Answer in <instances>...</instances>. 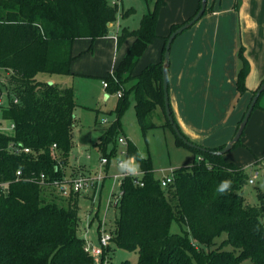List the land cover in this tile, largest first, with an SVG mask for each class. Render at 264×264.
Masks as SVG:
<instances>
[{
    "label": "trees",
    "instance_id": "trees-1",
    "mask_svg": "<svg viewBox=\"0 0 264 264\" xmlns=\"http://www.w3.org/2000/svg\"><path fill=\"white\" fill-rule=\"evenodd\" d=\"M165 4L166 0H156L138 29L124 28L115 35L118 49L130 38L134 42L117 69L101 77L108 82V96L122 92L115 107L118 120L101 136L103 152L121 126L130 92L135 94L136 118L144 133L156 127L149 119L157 108L166 117L163 60L134 75L146 49L158 37L159 14ZM239 5L236 0L237 12ZM213 11L207 7L204 15ZM118 13V5L110 0H0V68L5 71L8 96L1 116L15 126L13 135L0 134V180L12 181L8 194L0 195V264H94L78 235L80 194L71 191L65 197L54 184L73 177L72 170L66 176V169L78 126L75 91L40 81L37 75L71 74L74 41L110 35ZM133 13V9L123 11L122 17ZM183 23L173 24L170 34ZM238 58L236 87L241 97L248 90L251 69L241 45ZM126 84H131L130 90H124ZM166 121L162 126L174 132L167 117ZM10 143L29 148L30 153H10L6 149ZM200 147L205 151L189 148L195 154L193 163L173 170L174 181L164 188L154 177L150 157H141L128 144L127 160L136 159L145 185H135L127 177L121 182L119 204L109 202L119 216L101 261L114 248H121L136 252L138 264H264V199L261 196L260 205L252 206L241 194L250 179L248 171L213 153L225 145ZM104 157L110 158L106 153ZM19 169L23 179L16 181ZM224 182L228 187L221 191ZM174 222L181 227L180 233L171 232ZM223 235L227 237L222 239Z\"/></svg>",
    "mask_w": 264,
    "mask_h": 264
},
{
    "label": "rangeland",
    "instance_id": "rangeland-1",
    "mask_svg": "<svg viewBox=\"0 0 264 264\" xmlns=\"http://www.w3.org/2000/svg\"><path fill=\"white\" fill-rule=\"evenodd\" d=\"M116 1L119 13L116 23L111 27L112 34L121 32L124 28L138 29L144 14L147 13L148 9H153L156 2V0ZM191 1L166 0V4L159 14L157 34L167 35L173 24L180 23L189 12L187 6ZM242 3L243 0H240V8L237 12L235 10L236 0H234L232 11L239 13ZM224 5L229 6L228 0H223ZM130 9H133L134 13L123 18L122 12ZM113 38V35H108L95 41L87 38L76 39V47L74 48L76 58L72 64H82L85 57L91 55L94 63L88 68V71L72 70V73L68 75H50L47 73L37 75V79L40 81L67 85L73 87L75 91L76 102L79 105L75 110L78 126L74 131V146L69 166L66 169V176L69 177L72 170L73 176L90 175L92 179H96L99 175H102L105 179L103 182H98L95 191L88 190L79 193V216L81 221L78 235L82 239L91 238L96 240L99 238L100 232L110 233L116 228L119 213L109 206V202L113 194L121 192V181L115 177L123 174L125 170L120 168L118 163L120 161L128 162L130 172L139 169L136 159L127 160L126 150L130 142L137 148L141 157H150L154 177L159 182L173 170L182 166H190L195 158L193 150L178 143L176 135L169 126H162L167 122L163 114L157 112L151 120L149 119V122L156 124V127L147 130L146 133L142 131L136 118L135 94L133 92L129 93V105L120 118V128L115 131L113 139L107 144L105 152L100 150L101 136L113 122L118 120L115 107L119 97L118 94H111L105 98L107 91L103 87L101 77L107 76L117 69L120 60L131 46V41H126L117 50ZM262 42L264 45V41ZM79 43H87V45H85L86 47L79 46ZM157 43L156 40L148 46L134 74H139L149 64H154L157 60L160 54ZM258 64L260 65H258L257 72L250 75L246 86L260 82L264 59ZM4 76L5 71L0 68V134L11 136L13 135L11 122L4 121L1 116V107L8 104ZM263 82L264 79L257 87L253 88L252 93L247 96L246 104H249ZM130 88L131 84H126L124 90H130ZM120 138L126 140L128 144H120ZM105 153L110 156V163L107 167H102L101 159ZM224 158L226 161L248 171L249 177H252L254 183L248 182L242 189L241 194L249 204L259 206L261 196L264 199V95L260 99V104L252 112L240 144L224 155ZM95 214L98 215V218L94 219ZM171 232L180 233L181 227L174 222ZM226 237L227 235H223L222 239ZM108 256L109 259H105L104 264H122L126 260L130 261L131 264H138L139 262L136 252L121 248H114ZM94 264H103V261L96 260Z\"/></svg>",
    "mask_w": 264,
    "mask_h": 264
},
{
    "label": "crops",
    "instance_id": "crops-1",
    "mask_svg": "<svg viewBox=\"0 0 264 264\" xmlns=\"http://www.w3.org/2000/svg\"><path fill=\"white\" fill-rule=\"evenodd\" d=\"M233 3L234 0H228L229 6L226 7L223 0H208V7H213L214 11L176 37L170 51L169 100L174 118L190 141L205 148H218L232 139L251 102L246 104L247 96L264 79L263 68L260 82L247 86V92L239 96L236 83L241 67L238 58L240 45L251 67L246 83L250 75L257 72L258 63L264 59V0H243L239 13L232 11ZM199 5L200 0H192L187 6L189 12L180 23L194 16ZM170 31L167 35H158L154 40H157L160 49L154 64L163 60ZM116 34H113V41L117 48ZM126 41H131L132 45L134 39ZM87 43H79V46ZM93 63L94 59L87 55L82 64H72L71 71H88ZM157 112L165 116L161 108H157L155 115ZM136 171H140V168ZM107 172L108 168L106 175ZM95 215L94 219L98 218Z\"/></svg>",
    "mask_w": 264,
    "mask_h": 264
},
{
    "label": "built area",
    "instance_id": "built-area-1",
    "mask_svg": "<svg viewBox=\"0 0 264 264\" xmlns=\"http://www.w3.org/2000/svg\"><path fill=\"white\" fill-rule=\"evenodd\" d=\"M111 4L112 5H117V1L116 0H111ZM103 87L105 89L108 88V82L107 81H103ZM118 96L121 97L122 96V92L118 93ZM11 128L14 131L15 130V126L13 123H11ZM5 135V134H4ZM119 143L126 145L128 144L126 140H124L123 138L119 139ZM7 150H9L10 153H13L15 155H21V154H28L30 153V149L29 148H25V147H18L17 144H13L10 143L7 147ZM127 155V154H126ZM109 158L107 157H103L101 159V165L102 167L106 166L109 164ZM118 166L120 168H123L125 171L123 174L116 176L115 178L119 181H123L125 178L127 177H132L133 178V182L135 185L141 186L143 187L145 185L144 181H143V175L144 172L143 171H129L127 168V162L124 161H120L118 163ZM16 181L22 180L23 179V172L21 169L16 171V176H15ZM45 179V176L42 175L41 180L43 183V180ZM105 179L102 175H99L96 179H92L90 175H86V176H73L71 178H69L66 183H54L57 188L59 189V192L61 193V195L68 197L69 194L72 192L74 193H81L83 191H88V190H93L96 189L98 186V182H103ZM174 181V176H173V171L168 174L162 181H160V184L162 187L166 188L168 187L170 184H172ZM12 181H1L0 180V195L4 194L5 196L8 194V188L9 185L11 184ZM249 183H254V180L252 179V177L249 179ZM122 197V192L118 193V194H113L111 197L110 202L112 203V205L117 206L121 200ZM112 237L113 235L111 233H107L106 231H102L100 232V236L98 239L93 240L91 238L88 239H84L85 241V245H84V250L85 252L92 257L95 261L99 260L101 261L103 256H106V250L108 249V247L111 245L112 243ZM106 259H109L108 256L106 257ZM105 260L103 261L104 264Z\"/></svg>",
    "mask_w": 264,
    "mask_h": 264
},
{
    "label": "water",
    "instance_id": "water-1",
    "mask_svg": "<svg viewBox=\"0 0 264 264\" xmlns=\"http://www.w3.org/2000/svg\"><path fill=\"white\" fill-rule=\"evenodd\" d=\"M208 7V0H201V7L200 9L195 13V15L188 21H185L176 31L170 34L168 37L166 46H165V52H164V57H163V93H164V104H165V113L166 117L171 124L176 136L186 144L189 148L193 149H201L204 150V148L200 147L199 145L193 143L192 141H189L184 135H182L178 125L175 123L174 118L172 116V111H171V105H170V100H169V66H170V51L172 47V43L178 37L181 35L183 32L189 30L192 26H194L205 14L206 9ZM110 35H113L110 33ZM264 93V82L260 86V88L257 90L255 93L254 97L252 98L248 109L235 133V135L232 137V139L225 145V147L221 151L213 152L215 155L218 156H224L227 153H229L231 150L235 148L237 143L240 141L244 130L248 124V121L252 115V112L258 103L261 95Z\"/></svg>",
    "mask_w": 264,
    "mask_h": 264
},
{
    "label": "clouds",
    "instance_id": "clouds-1",
    "mask_svg": "<svg viewBox=\"0 0 264 264\" xmlns=\"http://www.w3.org/2000/svg\"><path fill=\"white\" fill-rule=\"evenodd\" d=\"M228 187V184H227V182H224L223 184H222V186H221V191H223L225 188H227Z\"/></svg>",
    "mask_w": 264,
    "mask_h": 264
}]
</instances>
